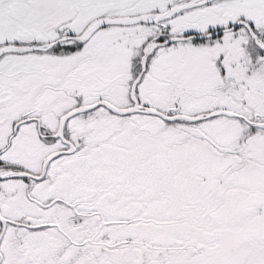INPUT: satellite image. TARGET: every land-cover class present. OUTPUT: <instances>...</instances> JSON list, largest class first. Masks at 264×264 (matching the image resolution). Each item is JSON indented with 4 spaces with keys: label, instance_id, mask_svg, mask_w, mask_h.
Returning a JSON list of instances; mask_svg holds the SVG:
<instances>
[{
    "label": "snow or ice",
    "instance_id": "obj_1",
    "mask_svg": "<svg viewBox=\"0 0 264 264\" xmlns=\"http://www.w3.org/2000/svg\"><path fill=\"white\" fill-rule=\"evenodd\" d=\"M0 264H264V0H0Z\"/></svg>",
    "mask_w": 264,
    "mask_h": 264
}]
</instances>
